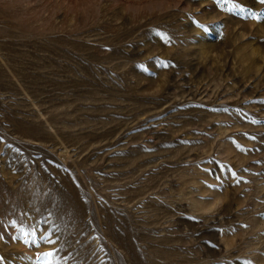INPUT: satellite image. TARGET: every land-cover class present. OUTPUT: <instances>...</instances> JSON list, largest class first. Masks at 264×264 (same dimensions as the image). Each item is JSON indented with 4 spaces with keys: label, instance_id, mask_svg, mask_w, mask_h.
I'll return each instance as SVG.
<instances>
[{
    "label": "rangeland",
    "instance_id": "374dc122",
    "mask_svg": "<svg viewBox=\"0 0 264 264\" xmlns=\"http://www.w3.org/2000/svg\"><path fill=\"white\" fill-rule=\"evenodd\" d=\"M0 264H264V3L0 0Z\"/></svg>",
    "mask_w": 264,
    "mask_h": 264
},
{
    "label": "snow or ice",
    "instance_id": "6c2138e0",
    "mask_svg": "<svg viewBox=\"0 0 264 264\" xmlns=\"http://www.w3.org/2000/svg\"><path fill=\"white\" fill-rule=\"evenodd\" d=\"M261 3H264V0H261ZM235 6V5H234ZM243 11V9H241ZM253 18H257L255 14H253ZM53 253H48V256L51 257L53 256Z\"/></svg>",
    "mask_w": 264,
    "mask_h": 264
}]
</instances>
